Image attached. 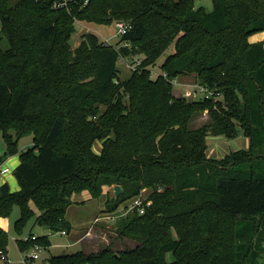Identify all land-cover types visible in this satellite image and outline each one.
<instances>
[{
	"label": "trees",
	"instance_id": "1",
	"mask_svg": "<svg viewBox=\"0 0 264 264\" xmlns=\"http://www.w3.org/2000/svg\"><path fill=\"white\" fill-rule=\"evenodd\" d=\"M55 1L0 0V164L16 153L20 160L12 171L19 189L0 185V218L17 207L21 233L35 206V224L70 233L74 194L99 199L118 185L120 195L104 202L115 213L149 190L143 214L116 220V235L134 246L114 250L111 240L49 264H263L264 221L256 218L264 216V43L248 39L264 32V0H211V11L197 0H75L69 11ZM115 21L130 24L116 46L87 32L72 48L76 22ZM171 46L159 65L166 78H152ZM134 56L140 65L122 79L121 57ZM179 77L221 96L176 97L170 81ZM240 132L248 152L207 157L208 135ZM25 136L32 144L18 151ZM8 240L0 229V249ZM35 244L49 241L18 242Z\"/></svg>",
	"mask_w": 264,
	"mask_h": 264
},
{
	"label": "rangeland",
	"instance_id": "2",
	"mask_svg": "<svg viewBox=\"0 0 264 264\" xmlns=\"http://www.w3.org/2000/svg\"><path fill=\"white\" fill-rule=\"evenodd\" d=\"M17 0H10L11 3H15ZM197 6H203L207 11H211L212 9V1L211 0H197ZM75 32L71 38V46L75 48L80 40L81 36L87 32L93 33L98 36V38L107 43L111 46H116L117 42L119 41L120 37L116 35L115 29V22L111 23L110 25H96V24H89L85 22H76L74 25ZM251 43L262 42L264 43V32L254 34L251 38L248 39ZM2 48L6 49V45L3 43L1 44ZM173 46H171L157 61L152 69L154 72L159 73V65L162 64L164 59L167 55L172 52ZM129 63V62H128ZM120 77L122 79H126L131 75L130 69H128L127 63L119 62L118 63ZM193 77H179L177 78V83L173 85V93L176 97H180L182 91L185 90V85L193 83ZM200 97L195 96L194 100H198ZM200 100V99H199ZM207 120V115L203 114L200 117L195 119V124H201ZM13 140H16V137L13 136ZM32 144V137L25 136L17 141V149L18 151L23 150L24 148L29 147ZM206 155L208 158L221 160L224 159L227 155L234 153V152H248L250 141L247 136L243 133H238L234 138H226L223 136H212L208 135L206 138ZM100 147L97 143L95 145V150L99 151ZM6 151V142L3 137L2 131L0 130V156H3ZM241 154V153H240ZM240 154L235 155L236 158L240 156ZM12 157H17L19 160V154H15L12 156L7 157L8 159ZM6 159V160H8ZM232 162V159H229ZM233 163V162H232ZM3 166L7 167L10 165L8 162H3ZM12 168H9L8 175L12 177ZM2 176H0L1 178ZM2 181V180H1ZM17 186L18 182L15 179ZM9 184L8 181H6ZM9 187H13L12 185ZM144 196H147L150 191L143 190L142 191ZM113 195V188H105L103 195L99 199L91 198L89 192L83 191L79 194H74L72 196L73 204L70 205L66 211V219L71 225V231L68 235H60L59 232H51L45 226H41L39 224H35V217L39 214V211L32 206L34 210V217L29 219L26 223L24 228L22 229L21 233H17L14 229V222L19 217V209L17 207L14 208L12 214L8 219L9 221V228L7 231L9 240L8 245L6 248V255L8 257L9 262L6 264H49V259L52 256L64 255V254H73L80 251H85L84 244H86V248L88 250L92 249H100L101 247L105 246L110 239L113 240L114 250L119 248L125 247H132L136 244L135 241L130 239H124L118 237L115 232L116 221L111 222L106 220V216L108 215H120L124 210L123 204L120 206L118 212L115 213H108L104 211V201L107 197H111ZM100 217L101 219L95 222V219ZM258 223H263L264 216L256 218ZM89 228V229H88ZM104 231V232H102ZM31 232L36 235V237H47L49 241V246L43 247L41 246L39 249H36L34 246L28 245L26 248L21 249L18 245L20 240H24L25 238L29 237ZM103 233V234H102ZM102 235V236H101ZM107 235L106 239L104 236ZM78 237L83 239L82 242L78 241ZM83 237V238H82ZM116 240H120V244H115ZM123 242H128V245H124ZM123 243V245H122ZM33 252H36L39 256L38 259L34 260H26L27 256ZM168 260H171V255L167 256ZM261 262H264V255L261 258ZM0 264H5L0 261Z\"/></svg>",
	"mask_w": 264,
	"mask_h": 264
},
{
	"label": "built area",
	"instance_id": "3",
	"mask_svg": "<svg viewBox=\"0 0 264 264\" xmlns=\"http://www.w3.org/2000/svg\"><path fill=\"white\" fill-rule=\"evenodd\" d=\"M75 0H56L53 3V8L55 9H65L69 11L70 9V4L74 3ZM84 4H87V0L85 1ZM115 29H116V35L118 37H122L125 35L129 30H130V24L125 21H115ZM107 45H110L105 41ZM120 46L122 47H130L129 42L123 41L121 42ZM120 62H125L127 63L128 69L130 71H135L138 66L141 63V59L138 56H134L132 58L131 63H128L123 57H121ZM152 78H157L158 76L162 75L164 78H166V74L163 72L156 73L152 70L151 72ZM172 85L177 83V78L173 79L170 81ZM185 90L182 91L180 97L185 98L187 100H194L195 96H199V99H214L217 100L220 98L221 94L219 92H216L214 90L209 89L208 87L202 86L199 82L193 81L191 84L185 85ZM198 99V100H199ZM9 173V168L3 166V164H0V176H4ZM151 205V201L147 199V196H144L143 193L141 192L140 195L134 197L129 201V203L125 206L124 210L122 211V214L120 215H108L106 216V220H109L111 222H115L120 216H125L127 213L130 211L136 210L139 214H143L145 211V208ZM101 218L97 217L95 219V222L99 221ZM60 235H66L65 231H59ZM36 236L32 235L27 238H25L23 241H28V240H35ZM34 247L36 249H39L41 246L35 244ZM39 256L36 252H33L29 254L26 258V260H34L37 259ZM0 261L3 263H8V257L6 255V251L3 249H0ZM264 264V263H263Z\"/></svg>",
	"mask_w": 264,
	"mask_h": 264
},
{
	"label": "crops",
	"instance_id": "4",
	"mask_svg": "<svg viewBox=\"0 0 264 264\" xmlns=\"http://www.w3.org/2000/svg\"><path fill=\"white\" fill-rule=\"evenodd\" d=\"M252 37V36H251ZM250 37V38H251ZM6 162H8L10 165H13V167H11V166H7L8 168H12V169H14L18 164H19V161H18V159H17V157H12V158H10V159H8V160H6L5 161V164H6ZM11 169V170H12ZM2 180V181H1ZM6 181H8L9 182V184H10V186L12 185L13 187L11 188L10 187V189H11V191H16V190H18L19 189V187L17 186V183H16V181H15V178H14V176H12V177H10L8 174H6V175H4V176H2L1 178H0V185H2L3 183H5ZM105 202V201H104ZM8 228H9V221H8V219L7 218H0V229H2V230H4V231H8ZM89 229V228H88ZM102 232H104V231H102ZM31 234L32 235H34V236H36L35 234H33L32 232H31ZM69 233H66V235H68ZM103 234V233H102ZM102 236V235H101ZM106 239H108L107 238V235H105L104 236ZM83 238V237H82ZM112 239H110V241H111ZM78 241H80V242H82L83 241V239H81V238H79L78 237ZM109 241V242H110ZM109 242H107V244H109ZM121 243V241L120 240H116L115 241V244H120ZM82 244H83V246H84V249H85V251H89V252H95V251H97L98 249H95V250H92V249H90V250H88L87 248H86V244H84L83 242H82ZM106 244V245H107ZM7 252V251H6ZM39 258V257H38ZM37 258V259H38ZM36 260V259H35Z\"/></svg>",
	"mask_w": 264,
	"mask_h": 264
},
{
	"label": "water",
	"instance_id": "5",
	"mask_svg": "<svg viewBox=\"0 0 264 264\" xmlns=\"http://www.w3.org/2000/svg\"><path fill=\"white\" fill-rule=\"evenodd\" d=\"M121 187L118 185L113 186V195L115 198H117L121 193Z\"/></svg>",
	"mask_w": 264,
	"mask_h": 264
}]
</instances>
